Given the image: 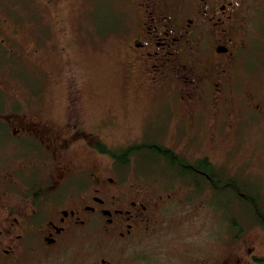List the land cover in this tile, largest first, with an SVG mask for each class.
Masks as SVG:
<instances>
[{
    "label": "flooded vegetation",
    "instance_id": "af4514ba",
    "mask_svg": "<svg viewBox=\"0 0 264 264\" xmlns=\"http://www.w3.org/2000/svg\"><path fill=\"white\" fill-rule=\"evenodd\" d=\"M68 1L54 0L62 7ZM110 1L121 16L108 29L113 26L109 33L120 40L125 87L133 96L160 97L179 123L193 114V98L210 94L216 103L224 89L226 94L233 90L227 84L236 78L244 50L235 41L243 31L241 14L248 0ZM24 26L12 17L0 25V264H145L127 250L133 238L159 220L162 204L177 200L176 191L120 174L124 160L116 150L147 144L126 142L115 150L105 140L101 116L85 117L73 72L65 78L70 91L63 118L51 119L52 109L42 107L47 94L35 96L34 74L10 73L14 62L34 63L55 79L46 67L54 63L33 38L20 35ZM30 28L25 26V32ZM66 49L61 47V55ZM260 107L255 104L264 113ZM167 154L159 160L170 171L174 167L182 185L189 178L183 193L195 192L201 201L197 155L192 164L187 156L189 161ZM230 260L220 264L243 263L237 256Z\"/></svg>",
    "mask_w": 264,
    "mask_h": 264
},
{
    "label": "rangeland",
    "instance_id": "374dc122",
    "mask_svg": "<svg viewBox=\"0 0 264 264\" xmlns=\"http://www.w3.org/2000/svg\"><path fill=\"white\" fill-rule=\"evenodd\" d=\"M62 4L54 0H0V25L3 19L12 17L21 25L33 26L27 32L24 26L20 35L25 40L33 38L41 53L54 63L46 67L55 72V79L51 81L34 63L14 62L10 73H33L35 96L47 94L42 107L52 109L51 119L58 121L63 118V100L70 89L65 83L67 71L73 72L82 89L85 117L94 113L101 116L105 140L114 144L115 150L126 142L142 140L147 144L148 148L139 146L127 153L119 165L120 174L131 179L140 177L149 184L162 183L176 191L177 200L164 202L159 220L148 232L132 239L127 250L130 257H142L145 264H220L237 256L242 264H258L250 255L264 257V233L255 220L254 202H245L236 190L212 191L205 184L201 201L195 192L184 194L190 179H183L182 185L174 167L170 171L159 155L165 153L164 145L181 157L187 156L190 162L194 155H207L223 172V185L227 178H234L239 181V193H249L264 204V113L255 108L259 104L264 109V0H248L247 11L241 14L243 31H238L240 40L234 41L244 50L241 68L239 60L237 76L227 84L233 90L226 94L224 89L216 103L210 91L209 95L193 98V114L180 117L179 123L173 108L163 99V104L158 102L160 97L133 96L127 91L128 81L120 62L121 43L109 33L113 29H108L110 24L120 23L121 14L113 3L70 0ZM64 45L67 49L62 56ZM152 104L154 108H149ZM178 197H184V202Z\"/></svg>",
    "mask_w": 264,
    "mask_h": 264
},
{
    "label": "trees",
    "instance_id": "16d2710c",
    "mask_svg": "<svg viewBox=\"0 0 264 264\" xmlns=\"http://www.w3.org/2000/svg\"><path fill=\"white\" fill-rule=\"evenodd\" d=\"M112 28H113V26H110V29H112ZM160 148H162V147L160 146ZM142 149H144V148H142ZM162 150H163V152H165V153L162 152L163 155L167 154L166 152H168L167 155H169V156H178V154L171 151V149H168V148L166 149L164 147ZM129 152H131L130 146H128L124 150H121L120 152H117L116 155H118V157L120 156L121 159H124V158H126V155ZM184 159L189 161L186 157H184ZM197 162H198V166H196V167L198 168L199 178H198V176H196V177H197V179H199L200 191H202V189H203V184H205V186H207L209 188H212V191H215L216 188H226V189L238 191V196L239 195H240V197L244 196L243 198H245V202H248L250 205L253 204V202H254L253 211L255 214V220L258 221V224L262 227L263 233H264V204H262V201H260L259 198H257V197L253 199L252 197L249 196L250 195L249 193L248 194L239 193V190H237L240 188V187L237 188L239 181H237L234 178H230V179L227 178V180H226L227 182L225 181V183H227V184L223 185V183H221L222 178H223V172H221L219 169L215 168L213 162H211V160L209 159V157L207 155H204V157H201V158H197ZM191 163L194 164V162H191ZM200 179H202V180H200ZM202 181H203V183H202ZM259 206H261L263 208L261 210H258ZM232 225H236L235 221H232ZM254 260L258 264H264V257L257 256L254 258Z\"/></svg>",
    "mask_w": 264,
    "mask_h": 264
},
{
    "label": "bare ground",
    "instance_id": "6f19581e",
    "mask_svg": "<svg viewBox=\"0 0 264 264\" xmlns=\"http://www.w3.org/2000/svg\"><path fill=\"white\" fill-rule=\"evenodd\" d=\"M239 230V229H238ZM241 254V253H240ZM240 258V257H239Z\"/></svg>",
    "mask_w": 264,
    "mask_h": 264
}]
</instances>
